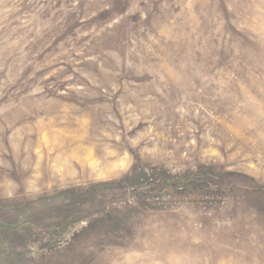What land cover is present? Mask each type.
<instances>
[{
  "label": "rangeland",
  "instance_id": "1",
  "mask_svg": "<svg viewBox=\"0 0 264 264\" xmlns=\"http://www.w3.org/2000/svg\"><path fill=\"white\" fill-rule=\"evenodd\" d=\"M0 264H264V0H0Z\"/></svg>",
  "mask_w": 264,
  "mask_h": 264
}]
</instances>
